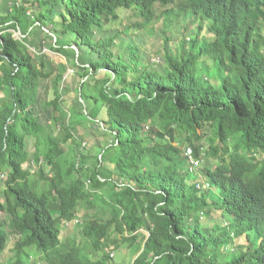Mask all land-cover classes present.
Returning <instances> with one entry per match:
<instances>
[{
  "label": "trees",
  "instance_id": "16d2710c",
  "mask_svg": "<svg viewBox=\"0 0 264 264\" xmlns=\"http://www.w3.org/2000/svg\"><path fill=\"white\" fill-rule=\"evenodd\" d=\"M4 4L0 264H109L134 245L133 264H264V0ZM41 47L81 77L79 120Z\"/></svg>",
  "mask_w": 264,
  "mask_h": 264
},
{
  "label": "rangeland",
  "instance_id": "374dc122",
  "mask_svg": "<svg viewBox=\"0 0 264 264\" xmlns=\"http://www.w3.org/2000/svg\"><path fill=\"white\" fill-rule=\"evenodd\" d=\"M4 4V0H0V6H2ZM192 28V26H191ZM158 30V29H157ZM156 30V32H157ZM155 32V31H154ZM159 33L162 32V29L158 30ZM141 34V33H139ZM138 34V35H139ZM188 35V33H187ZM145 36V37H144ZM172 36L174 37V41L172 42L173 45H178V43L183 39L184 34L181 31H177L176 29L173 30V34ZM14 37L19 39L20 36L18 34V32H16L14 34ZM143 39H141L139 41V45L144 42V50L146 51V54L148 56H153V51L154 48L157 47V45L160 43V40H156L154 38H156L155 36H146L143 34ZM185 37L186 34H185ZM184 37V38H185ZM158 43V44H156ZM41 52L43 54H45L50 60H52L55 64L59 65V64H63L65 66H67V70L63 75V79L61 80V82L59 83L58 87H57V91L58 93H60V95L62 96L61 100H68V103L65 108L69 111H74L76 112V114H72L69 115L68 118H70V120L74 121V120H79L76 119L78 117H80L81 114H84V107L82 105L79 104V101H81L79 99V94H78V90L80 88L81 85V77L79 76L78 73L75 72L74 69L70 68L69 65L67 64V60L64 56L58 54L57 52L51 51L48 47H41ZM155 58V57H153ZM50 90L48 91L47 94V99L45 100V102H43L42 105V109L41 112L43 114H45L46 111V106L49 103V101H51V99L53 98V88H52V84L50 83L49 86ZM90 92H93L92 90H90ZM63 105V104H62ZM64 113H66V110L64 109ZM47 116V115H46ZM57 116V114H56ZM50 124V123H49ZM54 128H57V132L55 133V136L60 137L62 135V128L60 125H52L51 126V131L53 133ZM86 131V132H85ZM83 132L86 133V135L93 137L91 139V137H87L88 141L83 143L84 148H91L94 143L97 140H100L96 133H93L90 130H85ZM82 146V147H83ZM33 146H32V142H29V150H32ZM78 151H81V148L78 149ZM42 164V166H45L44 163H40ZM2 186H0V190H1ZM79 233L80 230H77V228H74L73 224H69L67 226H65L63 228V240L65 238H67L68 236H72V237H76L79 238ZM147 236L146 233H143ZM138 245H134L133 247H127V246H120L115 252H114V258L110 259L109 264H133V262L135 261V259L138 257L139 252H138ZM13 256V253H11L10 251L5 252V254L3 255V258L1 259V262L4 263L6 260L10 259ZM8 262V261H6ZM5 262V263H6ZM37 264H43L40 261Z\"/></svg>",
  "mask_w": 264,
  "mask_h": 264
},
{
  "label": "built area",
  "instance_id": "2783aa9c",
  "mask_svg": "<svg viewBox=\"0 0 264 264\" xmlns=\"http://www.w3.org/2000/svg\"><path fill=\"white\" fill-rule=\"evenodd\" d=\"M187 156L191 159V156H190L189 153H187ZM196 165H197V163H195V166H196ZM109 257H110V259L114 258V253H113V252L110 253Z\"/></svg>",
  "mask_w": 264,
  "mask_h": 264
},
{
  "label": "clouds",
  "instance_id": "9594fccd",
  "mask_svg": "<svg viewBox=\"0 0 264 264\" xmlns=\"http://www.w3.org/2000/svg\"><path fill=\"white\" fill-rule=\"evenodd\" d=\"M242 6L244 3H252V0H241Z\"/></svg>",
  "mask_w": 264,
  "mask_h": 264
},
{
  "label": "water",
  "instance_id": "95a60500",
  "mask_svg": "<svg viewBox=\"0 0 264 264\" xmlns=\"http://www.w3.org/2000/svg\"><path fill=\"white\" fill-rule=\"evenodd\" d=\"M19 36H21L20 32H18Z\"/></svg>",
  "mask_w": 264,
  "mask_h": 264
}]
</instances>
